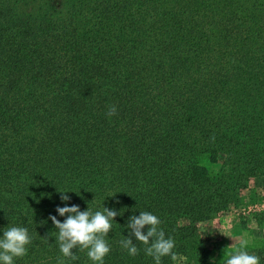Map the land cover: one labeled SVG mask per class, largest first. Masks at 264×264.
Returning a JSON list of instances; mask_svg holds the SVG:
<instances>
[{"label":"trees","instance_id":"obj_1","mask_svg":"<svg viewBox=\"0 0 264 264\" xmlns=\"http://www.w3.org/2000/svg\"><path fill=\"white\" fill-rule=\"evenodd\" d=\"M258 177L264 0H0V236L31 237L14 264H92L59 250L49 216L72 205L119 213L104 264H155L120 245L144 211L175 242L161 264H210L200 226Z\"/></svg>","mask_w":264,"mask_h":264},{"label":"clouds","instance_id":"obj_2","mask_svg":"<svg viewBox=\"0 0 264 264\" xmlns=\"http://www.w3.org/2000/svg\"><path fill=\"white\" fill-rule=\"evenodd\" d=\"M116 108L111 106L108 115H115ZM66 192H61L60 199L64 202L70 200ZM56 212L61 217H66L63 222L56 216H49L56 229H58L57 240L59 250L63 257L76 260L78 257L73 249L86 251L92 264H104V258L110 252V246L105 239L113 227L114 218L119 214L108 208L94 213L88 208L81 211L78 205L57 207ZM159 218L147 211L140 212L139 216L133 215L129 218L127 227L130 235L120 241L122 249L127 250L130 256L135 257L139 250L133 243L136 241L145 245L146 255L153 257L155 264H161L164 256H173L175 242L171 237L166 238L164 231L160 228ZM147 227L145 233L144 229ZM31 243L28 229L25 227H10L0 236V264H14L15 258L27 255V245ZM247 240H241L234 246V251L229 253L226 264H260L259 257L248 253ZM59 264H64L63 260Z\"/></svg>","mask_w":264,"mask_h":264},{"label":"rangeland","instance_id":"obj_3","mask_svg":"<svg viewBox=\"0 0 264 264\" xmlns=\"http://www.w3.org/2000/svg\"><path fill=\"white\" fill-rule=\"evenodd\" d=\"M209 171L215 172L216 165L204 163ZM242 205L231 209L226 214L203 223L199 232L204 237L206 245H218L221 250L212 253L210 264H222L234 251V246L241 240H247V248L261 239L262 231L253 216L264 212V177L253 179L249 190L244 191ZM173 264H186L176 257Z\"/></svg>","mask_w":264,"mask_h":264}]
</instances>
